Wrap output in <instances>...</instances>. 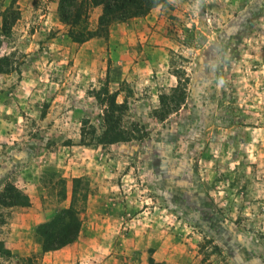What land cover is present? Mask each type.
<instances>
[{
	"label": "rangeland",
	"instance_id": "374dc122",
	"mask_svg": "<svg viewBox=\"0 0 264 264\" xmlns=\"http://www.w3.org/2000/svg\"><path fill=\"white\" fill-rule=\"evenodd\" d=\"M58 6L0 0V194L30 201L0 207V264H264V0H167L83 44ZM175 71L185 104L156 119ZM106 85L144 139L81 145ZM75 189L80 237L43 254Z\"/></svg>",
	"mask_w": 264,
	"mask_h": 264
},
{
	"label": "trees",
	"instance_id": "16d2710c",
	"mask_svg": "<svg viewBox=\"0 0 264 264\" xmlns=\"http://www.w3.org/2000/svg\"><path fill=\"white\" fill-rule=\"evenodd\" d=\"M167 0H60L58 15L60 21L68 27L69 38L78 44L86 43L93 38H101L115 23H126L147 16L153 8ZM102 9L98 25L94 29L89 22L91 10ZM177 84L169 92L159 96V105L153 110V117L165 120L178 112L185 104L189 79L183 78L184 72L175 71ZM97 101L105 107L101 128L85 123L81 133V145L109 147L136 139H144L145 132L138 134L128 127L125 120L127 104L118 102V94L111 93L108 85L97 93ZM90 131V132H89ZM139 137V138H137ZM77 191H73V204L61 209L50 221L41 223L37 233L42 238V253L54 252L75 243L80 237L82 226L79 212L74 204ZM29 198L15 185L9 183L0 194V207H27ZM5 220L0 215V224ZM4 243L0 241V253H4ZM5 254L11 253L5 251ZM27 264H38L34 258H28ZM151 264H166L152 261Z\"/></svg>",
	"mask_w": 264,
	"mask_h": 264
},
{
	"label": "crops",
	"instance_id": "0c3cea01",
	"mask_svg": "<svg viewBox=\"0 0 264 264\" xmlns=\"http://www.w3.org/2000/svg\"><path fill=\"white\" fill-rule=\"evenodd\" d=\"M59 2H60V0H59ZM97 11H101L102 12V9L100 8V7H97V8H95ZM49 253H52V252H49ZM45 254H47V253H45Z\"/></svg>",
	"mask_w": 264,
	"mask_h": 264
}]
</instances>
